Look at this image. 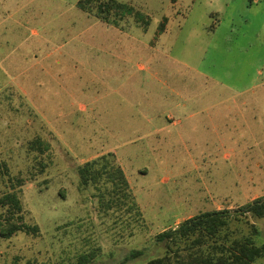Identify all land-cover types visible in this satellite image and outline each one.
<instances>
[{
  "label": "rangeland",
  "instance_id": "1",
  "mask_svg": "<svg viewBox=\"0 0 264 264\" xmlns=\"http://www.w3.org/2000/svg\"><path fill=\"white\" fill-rule=\"evenodd\" d=\"M78 1L0 0V196L39 229L0 236V264H145L158 233L264 196V0H118L151 18L123 34ZM108 152L133 199L105 214L77 168Z\"/></svg>",
  "mask_w": 264,
  "mask_h": 264
},
{
  "label": "trees",
  "instance_id": "2",
  "mask_svg": "<svg viewBox=\"0 0 264 264\" xmlns=\"http://www.w3.org/2000/svg\"><path fill=\"white\" fill-rule=\"evenodd\" d=\"M77 6L99 21L124 32L130 31L133 26L146 31L151 23L150 16L118 0H79ZM158 29L162 32L164 24H159ZM31 145L34 149H47L39 140ZM77 172L80 187L95 189L93 196H96L99 208L105 214L114 208H124L133 199L129 182L114 153L108 152L86 161L77 168ZM0 208L4 209L0 214V236L11 238L20 231L38 234V226L24 220L20 200L13 191L0 196ZM126 210H133L136 221H142L138 207ZM249 218H264V196L234 210L224 208L198 213L158 233L153 240L162 247L163 254L145 264H257L264 258V242H260V231L250 223ZM238 232L240 235H237ZM143 255L142 249L131 250L121 264ZM96 256V250L80 254L77 264H89Z\"/></svg>",
  "mask_w": 264,
  "mask_h": 264
},
{
  "label": "crops",
  "instance_id": "3",
  "mask_svg": "<svg viewBox=\"0 0 264 264\" xmlns=\"http://www.w3.org/2000/svg\"><path fill=\"white\" fill-rule=\"evenodd\" d=\"M106 27L107 28H109V30H110V28L112 29H114L116 32H118L119 34H123V31H121V30H119L118 28H115V27H112V26H109V25H107L106 24ZM119 30V31H118ZM114 31V32H115ZM121 36V35H120ZM148 48H152V49H154V47H148ZM109 56H112V54H108ZM138 69L140 70V71H142V67H138ZM244 91L245 90H239V89H236V88H234V92H236V94H238L239 96L241 95V94H243L244 93ZM233 103H235V105H236V102L235 101H232ZM183 104H185V103H183ZM183 104H181L180 106H182ZM183 109H186V106H183Z\"/></svg>",
  "mask_w": 264,
  "mask_h": 264
}]
</instances>
